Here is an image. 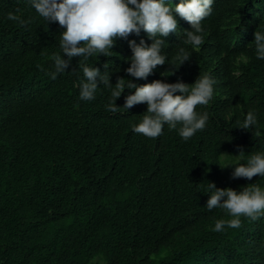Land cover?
I'll return each mask as SVG.
<instances>
[{"label": "trees", "instance_id": "1", "mask_svg": "<svg viewBox=\"0 0 264 264\" xmlns=\"http://www.w3.org/2000/svg\"><path fill=\"white\" fill-rule=\"evenodd\" d=\"M9 12L31 23L20 27ZM262 19L264 0H214L190 60L175 70L157 66L144 80L124 72L127 41L151 43L143 32L117 39L112 57L86 62L108 71L113 85L118 77L138 86L192 85L208 73L214 95L197 110L209 119L185 142L167 126L155 139L132 132L146 104L107 112L110 93L102 85L94 100L79 101V57L73 72L50 79L62 29L26 0H0V264H264V216L214 232L216 220L231 217L205 207L208 182L221 190L264 188V178L232 179V167L217 165L264 151V60L251 44ZM185 30L190 25L177 17V32ZM163 39L170 59L182 36ZM129 94L125 89L116 106ZM249 109L258 114L260 136L235 128ZM238 149L245 156L233 161Z\"/></svg>", "mask_w": 264, "mask_h": 264}, {"label": "clouds", "instance_id": "2", "mask_svg": "<svg viewBox=\"0 0 264 264\" xmlns=\"http://www.w3.org/2000/svg\"><path fill=\"white\" fill-rule=\"evenodd\" d=\"M27 4L49 23H57L59 32L60 53L51 57V69L46 71L50 79L59 75L69 74L73 57H79L77 67L82 72V78L73 84L78 88L79 101H92L97 90L102 85L109 90L107 112L116 114L127 111L137 104H146V112L136 124L131 125L134 133L146 138L155 139L161 135L165 126L176 130L179 137L187 142L198 131H202L208 122L207 111H198L197 106H207L214 95L216 81L208 74L198 75L192 85L183 82L166 83L154 80L150 84L137 85L130 79L117 78L116 83H110L111 74L86 62L99 56L112 57L111 49L117 39L127 40L129 34L140 36L145 33L150 44L145 39L128 40L131 51L130 58L125 60L129 67L124 69L127 76L144 80L153 73L157 66L168 64L173 70L190 60L191 51L203 43L204 27L202 22L212 14L214 0H26ZM20 12L19 9L16 10ZM177 17L186 21L191 30L177 32ZM20 27L31 23V18H22L20 14L9 12L6 17ZM259 27L253 33L255 58L264 60V27ZM182 36L174 56L170 59L164 53L165 40L169 34ZM105 69L109 64L103 66ZM76 71V70H75ZM115 71H119L116 69ZM172 74V73H171ZM125 89L132 94L124 96L123 107H117L115 101L121 97ZM180 93L179 95H174ZM237 129L251 131L260 136L258 114L255 109H249L242 121H237ZM239 155L220 154L219 157L231 156L238 161L245 156L238 149ZM221 169L232 167V179L244 178L251 181L254 176L264 178V151L247 155L246 163H227ZM205 207L211 211L214 208L223 209L230 219H219L214 222L212 231L221 232L225 228H239L241 217L252 221L264 216V188L253 183L241 187L238 191L230 188L223 190L214 183H207Z\"/></svg>", "mask_w": 264, "mask_h": 264}]
</instances>
